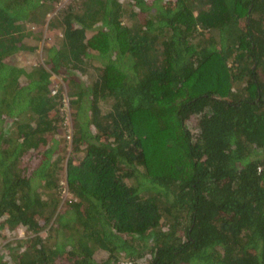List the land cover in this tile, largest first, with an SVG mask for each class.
Wrapping results in <instances>:
<instances>
[{
    "label": "trees",
    "instance_id": "1",
    "mask_svg": "<svg viewBox=\"0 0 264 264\" xmlns=\"http://www.w3.org/2000/svg\"><path fill=\"white\" fill-rule=\"evenodd\" d=\"M57 2L0 0V264H264V0Z\"/></svg>",
    "mask_w": 264,
    "mask_h": 264
},
{
    "label": "rangeland",
    "instance_id": "2",
    "mask_svg": "<svg viewBox=\"0 0 264 264\" xmlns=\"http://www.w3.org/2000/svg\"><path fill=\"white\" fill-rule=\"evenodd\" d=\"M73 2V0H61V2H57V9H59L61 6H64L66 4H71ZM49 17V16H48ZM27 31L26 33L29 32H34L36 35H34V38H37L38 34L37 32L40 30H43L44 32V36H46V33L48 34L47 31V27L46 26H36L33 25L32 23H27ZM58 36H61V32H59L57 34ZM32 38V37H30ZM34 38H32V40H34ZM44 38V37H43ZM37 41H30V44L33 45L34 43H36ZM54 39L52 40V42L47 41L44 42V40L40 41V45L38 47V50L35 53H31L28 50H24V51H20L18 53H16L15 55H13L12 57H10V61L21 66V67H30V66H34L36 64H40L41 62L46 61V55H47V51L44 49V44L46 46H50L51 44H53ZM42 64V63H41ZM46 67L49 68L50 65H47L46 63ZM51 80H52V84L50 85L51 87H53L56 91L60 88V85H63L64 89H65V94L67 93L66 89H67V83L62 79L61 75L58 74H52L51 75ZM55 92V91H53ZM66 96V95H64ZM65 103L67 104V108L66 111H64V113H66V117H65V122L64 125H62V127L59 128L58 130V137H59V149H57L55 156L53 157V159H55L56 157H58V155L61 156V165L62 166H66V161L67 159L70 157V155H73V151H74V146L72 145L71 141L73 138V134H72V130H73V126H72V120H73V109L70 105V101L69 98L66 96L65 97ZM85 106H87V102H85ZM75 110V109H74ZM69 134H71V137H69ZM45 148V147H44ZM43 149V148H42ZM77 161V160H76ZM60 181H59V186L57 188H48V187H43L40 186L39 187V191L42 194V197L44 198V200H47L48 202L51 198H57L60 201L58 202V207L56 209V212L53 216V218H55V216L57 215V213L62 209V206L65 204V201L68 198H74V196L69 193V190L67 188V185L65 183L66 181V176L65 173L61 170L60 174ZM8 236V235H7ZM22 236H26V230L24 228H19L18 231L16 232H10L9 234V240H16L17 238H21ZM6 237V235H5ZM4 236H2L1 238H5ZM0 238V241L3 239ZM3 249V245L0 244V250ZM96 256L103 258L106 257V252L105 251H101L98 250L96 252Z\"/></svg>",
    "mask_w": 264,
    "mask_h": 264
},
{
    "label": "built area",
    "instance_id": "3",
    "mask_svg": "<svg viewBox=\"0 0 264 264\" xmlns=\"http://www.w3.org/2000/svg\"><path fill=\"white\" fill-rule=\"evenodd\" d=\"M69 137H71V134H69Z\"/></svg>",
    "mask_w": 264,
    "mask_h": 264
}]
</instances>
